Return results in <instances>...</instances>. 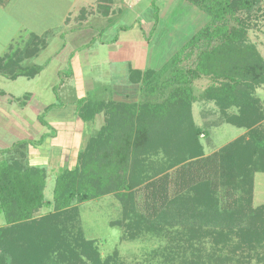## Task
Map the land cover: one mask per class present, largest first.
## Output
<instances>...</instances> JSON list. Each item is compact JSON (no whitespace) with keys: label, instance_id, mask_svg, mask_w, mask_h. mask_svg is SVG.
<instances>
[{"label":"trees","instance_id":"trees-1","mask_svg":"<svg viewBox=\"0 0 264 264\" xmlns=\"http://www.w3.org/2000/svg\"><path fill=\"white\" fill-rule=\"evenodd\" d=\"M187 1L206 23L159 68L129 67L136 99L85 95L72 102L85 124L101 114L104 122L86 134L75 164L56 175L51 200L47 169L30 164L28 150L55 135L46 116L67 103L38 115L48 132L0 148V264H116L85 237L77 204L108 194L123 208L112 223L130 238L169 235L168 255L178 264H264V204H253L256 173L264 172V101L257 94L264 56L250 37L264 21V0ZM152 7L157 23L156 0ZM43 42L32 33L12 47L0 57V74L35 77L41 67L27 61ZM199 82L206 84L197 92ZM196 101L213 102L224 122L245 132L207 154ZM44 207L50 209L40 215Z\"/></svg>","mask_w":264,"mask_h":264},{"label":"rangeland","instance_id":"rangeland-1","mask_svg":"<svg viewBox=\"0 0 264 264\" xmlns=\"http://www.w3.org/2000/svg\"><path fill=\"white\" fill-rule=\"evenodd\" d=\"M60 1L62 3L59 5ZM72 1L12 0L9 9H6L7 7L0 8V57L5 56L12 47L24 46L32 33L38 34L41 36L42 42L44 41L40 43L38 53L27 61L41 67L35 77L20 76L10 79L0 74V117L5 116V111L8 114L5 125L0 123V146L9 142L11 144L20 137L18 133H24L25 139L30 137L31 132L33 135L35 133L40 135L39 132L44 133L45 127L38 120V115L43 111L45 105L71 103L82 95H90L95 98L136 99L138 85L131 84L128 79L130 62L124 59H111V50L114 51L115 48L125 44L126 38L130 39L143 33V41L146 40L147 43H150L147 48L148 59L152 61L156 55L158 56V62L152 65L156 68L167 61L207 21V17H203L202 13H200V15L202 14L200 17L197 13L199 11H196L197 9L195 10V7L186 0L156 2L159 16L157 23L156 9L147 7V0H143L135 8L136 11L124 8L122 4L125 0H116V6L119 5L122 9L117 8L109 18L100 16L102 15L100 13L96 15L88 13L87 15L84 12L77 14L73 11L72 14H69L68 9ZM79 5L76 3V7ZM99 8L104 9V6L100 4ZM82 14L87 15L89 21L78 24ZM70 15L71 21L66 22ZM134 17L140 19L141 29L132 28ZM115 21L117 22L115 23ZM119 22L126 24L128 29L120 31L118 29ZM99 37L105 40H111L114 37L119 40H117L118 42L105 41L101 43ZM250 37L258 44L264 56V21L260 23L259 28L251 29ZM84 46L85 48H82ZM82 49L85 50L80 52L77 59L78 68H75L70 54L74 50ZM123 52L124 50H121L119 54H123ZM134 52L142 55L145 52V47L134 45ZM119 57L122 56H116V58ZM78 73L83 75L80 84L77 82L80 78ZM114 73L119 76L113 77ZM205 84V82H199L196 91L203 90ZM114 87L116 91L112 94ZM257 94L264 101V85L257 90ZM71 109L70 111L74 113L73 107ZM24 114L36 122L30 124V130L21 127L16 119ZM193 114L196 122L205 129L202 142L207 154L220 149L245 132L244 129L224 122L220 111L213 102L196 101ZM103 122L104 116L101 114L95 121V128H99ZM77 123V133L82 132V123ZM87 125L88 123H86ZM10 126L19 132L9 130ZM62 131L58 132L62 134ZM46 132H48L47 129ZM86 134L88 133L85 132L83 138H78L74 142L77 147L80 144L83 145ZM58 137L57 140H62L61 137ZM32 138L34 137L32 136ZM38 147L43 153L48 149L47 146L44 147V144ZM69 150L70 147L55 146L50 150L48 162L39 164L47 168L49 175L45 188L46 199L51 200L53 197L56 175L66 167L63 162L68 161L65 158V151ZM75 153L77 152L73 153L72 159L75 158ZM68 154L70 151L66 153V155ZM37 156L40 157V151L33 150L31 157ZM77 204L80 208V223L84 235L95 241L102 258L115 255L116 264L179 263L178 258H171L168 255L171 247H174V242L169 235L148 233L137 238H130L125 233L123 226L112 223L113 220L122 217V203L117 195L108 194ZM253 204L255 206L264 204V172L256 173ZM49 209L44 207L39 214L42 215ZM5 223L6 218L0 211V226ZM206 246L210 249L209 243ZM252 264L259 263L253 260Z\"/></svg>","mask_w":264,"mask_h":264},{"label":"crops","instance_id":"crops-1","mask_svg":"<svg viewBox=\"0 0 264 264\" xmlns=\"http://www.w3.org/2000/svg\"><path fill=\"white\" fill-rule=\"evenodd\" d=\"M142 1L143 0H125L122 5L124 6V8L130 9L132 11V10H135V8L139 4H141ZM160 1L161 0H156V2H160ZM11 2H12V0H0V8L1 7H7L6 9H9V6H11L10 5ZM75 2L78 3V4H80V5L76 7V3ZM152 2H153V0H147V2H146L147 7H152ZM61 3L62 2L60 1L59 2V5ZM100 4H102L104 6V9H100L99 8V5ZM116 4H117L116 3V0H73L72 3L70 4L69 9H68V13L69 14H72L73 11H75V13H77V14H78V12H81V13L84 12V13H87V15H88V13H91V14H94V15H96L97 13H100V14H102L100 16H105V18H109L110 15H111V13L115 12L117 10V8L120 9V10L122 9V7H120L119 5L116 6ZM194 9L196 10V7ZM196 11H198V10H196ZM9 12H11V11H9ZM197 13H199V16L200 17L202 16V14L200 15V11L197 12ZM87 15L85 16V15L82 14L80 16L81 17V20H78V24L81 23V22L82 23L83 22L85 23V22L89 21ZM75 20H76V17H75ZM119 20H117V21H119ZM70 21H71V15L66 19V22H70ZM117 21H115V23ZM120 22H119L118 29L120 31L121 30L126 31L128 28H123V27L124 26L127 27V25L126 24H123V23H120ZM133 27H137V28H140L141 29L142 25H141V21H140V19L138 17H134V20L132 22V28ZM143 35H144L143 33L141 35L139 33V34H137V36H135L133 38H130V37H129L130 39H127L126 38L124 40L125 44L122 45V46H126V47L123 48L120 45V47L119 48H115L114 51L111 50L112 51V52H110L111 53V59H113V58H114V60L124 59V60L130 62L129 63L130 66L135 67V68H141V69H145V68H148V67L155 68L152 65H153V63L158 62V56L156 55V58H154V60H152L153 62L148 59L149 51H148L147 48L149 47L150 43H147L146 40L143 41V38H142ZM114 37L111 40H105V39H102L101 37H99V41L101 43H104L105 41L118 42L117 40H119V38L114 39ZM134 45H137L138 47H141V48L145 47V52L146 53L144 52L143 53L144 55L143 54L140 55V53L134 52ZM82 48H85V46L82 47ZM83 50H85V49H82V50H79V51L74 50L70 54V58L73 59L72 61L75 64V68H78L77 67L78 66L77 59L79 58L80 52L82 53ZM121 50H124L123 54H119V52ZM73 54L76 55V56H74ZM117 55H121L122 57L116 58ZM73 57H75V58H73ZM162 64L163 63H161V65ZM127 66H129V65H127ZM159 67H156V68H159ZM112 71L113 72H116L115 70H112ZM128 75H129V72H128ZM79 76H80V78L77 81L78 84H80L81 78H83V75L81 73L80 74L78 73V77ZM115 76H119V75L117 73H114V76L113 77H115ZM115 91H116V89L114 87V89H112V94ZM83 92L85 93V91H83ZM82 96H84V95H82ZM132 100H134V99H132ZM43 105H45V104H43ZM71 107H73V112L74 113H72L70 111ZM4 114H5V116L0 117V123H2L3 125H5V122L8 119L7 118L8 117L7 111H5ZM9 115L12 116L11 114H9ZM72 115H74V116H72ZM16 119L19 121V124L21 125V127H26L29 130H30V124L31 123H36L34 120L30 119V117H28V115H25V114H24V116H21V117L18 116ZM46 120L50 124V126L53 127L56 130V133L53 136H47L45 138L43 144H44V147L45 146L48 147V149L45 150L46 151L45 153H43L40 150V148L38 147V146L41 147L42 144L41 145H34V146L30 145L29 146V150H28L29 151V155H28L29 158L28 159H29L30 164H32V165H39L40 163H45V162L47 163L48 162V158L50 157L49 156L50 150L52 148H54L55 146H61L62 148H64V147H68L69 148L70 147V150H69L70 151V154L66 155V153L69 152V151H65V158L68 161L63 162L64 166H67V165L70 166V167L73 166V164H75V159H76L78 150L81 147V144L80 145L78 144L79 147H77L76 143L74 144V142L77 141L78 138H81V137L83 138V134L85 132H87V133L91 132L92 128H95V126H94L95 125V122L94 123H91V124H88L86 126V124L79 117L76 116V113H75V105L72 104V102L71 103H67V105H65L64 107H57V108L53 109L52 111H50L47 114V116H46ZM96 120H97V118H96ZM77 122H79V123L81 122L82 123L81 124L82 125V129H81L82 132L77 133L78 132V130L76 128L77 127V124H78ZM8 129L11 130V131H13V132H19V130H17L16 128L11 127V126ZM39 129H40V127H39ZM46 129L49 131V128L45 127V131L44 132H46ZM61 130H63L61 132L62 134H60V132H58V131H61ZM42 133L39 132L40 135H38V133L37 134L35 133L33 135L32 132H31L29 134L30 137H28L27 139H37V138H39L41 136ZM18 134H20L19 135L20 137H18L15 141H13L11 144H9L10 142L9 143H4L3 145L0 146V148L12 146L18 140L25 139L24 136H26V135H24V133H18ZM56 134H58V135H56ZM78 135H79V137H78ZM32 136L34 138H32ZM58 136L61 137L62 140H57V137ZM36 146L38 148H35ZM33 150L34 151H38V152L40 151V157L37 156V157L32 158L31 157V152ZM75 151L77 153H75V155H74L75 158H73L74 159L73 160L72 159V155H73V153ZM47 181H48V177H47ZM46 187H47V184H46Z\"/></svg>","mask_w":264,"mask_h":264}]
</instances>
